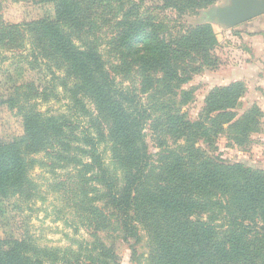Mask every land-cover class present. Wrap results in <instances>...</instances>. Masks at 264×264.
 <instances>
[{
    "label": "trees",
    "instance_id": "16d2710c",
    "mask_svg": "<svg viewBox=\"0 0 264 264\" xmlns=\"http://www.w3.org/2000/svg\"><path fill=\"white\" fill-rule=\"evenodd\" d=\"M48 1L54 6L53 18L0 28L1 47L15 42L18 49L29 45L18 61L26 68L19 64L13 69V89L0 99V105L14 112L22 126L19 136L0 140V195L32 197L33 156L51 152L57 161L93 172L102 187L99 199L115 212L123 241L138 242V225L145 230L149 264H264V170L197 149L193 138L196 131L216 128L217 133V128L223 131L227 126L230 142L245 146L264 115L260 107L253 105L237 116L243 88L234 82L217 86L207 95L203 111L214 115L209 127L205 120L191 123L182 115L166 113L156 128L165 126L169 135L184 137L185 145L167 152L155 167L142 133L149 110L135 90L118 86L97 45L99 26L118 20L114 42L130 52L128 58L143 76L141 85L154 87L152 97L158 96L159 103L161 90L173 94V88L186 81L180 72H188L199 58L215 66L209 56L216 43L211 26L184 25L167 34L154 19L137 17L133 5L124 9L129 0ZM114 1L119 3L118 18ZM168 4L181 12L204 9L212 0H168ZM25 70L36 72L37 78L24 79ZM43 71L51 74L50 86L38 76ZM58 88L90 116L94 135L87 131L78 135L63 114L41 112L38 103L56 97ZM84 99L93 105L92 117ZM102 143L108 147L112 170L98 153ZM83 154H88L89 163L82 160ZM207 211L217 217L204 219ZM93 248L97 256L92 264H111L117 258L113 248L101 242ZM50 253L28 238L0 241V264H45Z\"/></svg>",
    "mask_w": 264,
    "mask_h": 264
},
{
    "label": "rangeland",
    "instance_id": "374dc122",
    "mask_svg": "<svg viewBox=\"0 0 264 264\" xmlns=\"http://www.w3.org/2000/svg\"><path fill=\"white\" fill-rule=\"evenodd\" d=\"M167 1L129 0L123 8L128 10L133 5L137 17L154 19L156 23L163 25L164 33L167 34L177 30L179 26L210 25L216 43L210 49L209 56L215 61V66H207L199 58L188 72H180V76L186 77V81L176 83L178 85L173 88V94L161 90L159 103L156 102L158 96L152 97L154 87L150 89L141 85L143 76L135 63H132L133 59L128 58L131 57L130 52L114 42V23L118 20L114 19L110 26H99L96 34L100 53L115 82L119 87L135 90L142 104L149 110L142 133L151 164L155 167L159 166L167 152L179 151L185 145L184 137L169 135L165 126L156 128V124L164 121L166 113L182 115L185 121L191 123L205 120L204 124L209 127V118L214 115L208 116L203 111L204 101L227 78L228 81L240 80L237 82L243 88L235 109L237 116L244 114L246 106L250 108L257 105L255 96L260 95L261 91L264 92V82L259 81V78L264 77V63L261 61L264 58V15L233 28H222L216 23L204 22L203 12L212 6H223L227 4V0H212V4L204 9H186L187 11L181 12L174 5L169 6L171 3L166 6ZM118 4V1L112 3L113 9H116L114 14L118 15L115 18L121 15ZM53 17L54 6L48 0H0V28L21 26ZM7 46L9 47L0 46V99L13 89V69L19 64L23 69L26 68L18 61L20 55L27 54L29 48V45H24V48L18 49L16 42ZM54 71L60 75V72ZM39 74L40 80L45 77L42 84L50 86L51 74L44 71ZM224 77L226 79L221 80ZM29 78H37L36 72L25 70L24 79ZM57 94L56 97L51 96L47 102L38 103L41 112L47 115L63 114L71 120L78 135L83 136L85 131L94 135L90 116L85 115L75 101L60 88L57 89ZM83 102L92 117L95 114L93 105L87 99ZM262 119L263 117L258 120L256 128L249 134V141L245 146L237 147L232 144L227 137L231 130L224 126L223 131L217 128V133L216 128L209 132L207 129L196 131L197 127L193 128L196 131L193 135L194 147L231 162L264 167ZM21 133L19 117L6 106L0 105V140L9 141ZM98 153L104 165L112 170L110 153L105 143L98 146ZM87 155L83 154L82 160L89 163ZM55 158L51 152L33 156L36 163L29 174L33 184L32 197L4 198L0 195V241L30 239L38 247L51 252V258L46 259L45 264H92V258L95 261L97 256L93 247L99 242L113 248L117 258L111 264H149V238L145 230L138 225L139 241H123L115 221V212L99 199L102 187L93 179V172L88 173L80 165L57 161ZM202 216L206 220L217 217L212 211H207ZM132 249L136 250L134 256Z\"/></svg>",
    "mask_w": 264,
    "mask_h": 264
},
{
    "label": "water",
    "instance_id": "95a60500",
    "mask_svg": "<svg viewBox=\"0 0 264 264\" xmlns=\"http://www.w3.org/2000/svg\"><path fill=\"white\" fill-rule=\"evenodd\" d=\"M261 15H264V0H227V4L203 12L204 22L222 28H233Z\"/></svg>",
    "mask_w": 264,
    "mask_h": 264
},
{
    "label": "crops",
    "instance_id": "0c3cea01",
    "mask_svg": "<svg viewBox=\"0 0 264 264\" xmlns=\"http://www.w3.org/2000/svg\"><path fill=\"white\" fill-rule=\"evenodd\" d=\"M261 61L264 63V58H262L261 59ZM226 79V77H224V78H222L221 80H225ZM228 78L226 79V81L225 82H222L221 84H219V86H227V85H229V84H231V83H234V82H237V81H240V80H238V79H230V81H228ZM259 81L261 82V83H263L264 82V77H262V78H259ZM256 97V99H255V102L257 103V105L260 107V109L263 111V113H264V92L263 91H261V93H260V95H256L255 96ZM249 108V106H246L245 107V109H244V111L245 110H247ZM263 119H264V115H263ZM262 119V120H263ZM250 167V166H249ZM252 168H254V169H261V170H264V167H252Z\"/></svg>",
    "mask_w": 264,
    "mask_h": 264
}]
</instances>
